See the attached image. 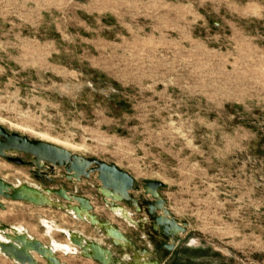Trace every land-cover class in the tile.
Returning a JSON list of instances; mask_svg holds the SVG:
<instances>
[{"label":"rangeland","instance_id":"1","mask_svg":"<svg viewBox=\"0 0 264 264\" xmlns=\"http://www.w3.org/2000/svg\"><path fill=\"white\" fill-rule=\"evenodd\" d=\"M0 125L116 164L146 200L145 181L163 182L171 216L187 223L166 239L153 227L177 242L164 264H264V0H0ZM33 169L0 156L9 182L83 193L149 244L105 206L96 174L71 182L61 167L46 181ZM2 200L0 224L63 262L87 261L68 254L67 229L111 245L59 208ZM0 264L16 263L0 253Z\"/></svg>","mask_w":264,"mask_h":264},{"label":"water","instance_id":"2","mask_svg":"<svg viewBox=\"0 0 264 264\" xmlns=\"http://www.w3.org/2000/svg\"><path fill=\"white\" fill-rule=\"evenodd\" d=\"M12 151L31 155L32 160L28 164L34 167L37 176L44 175L49 181L54 180L58 167L65 169V176L71 182H80L96 174L99 181L97 190L105 206L137 230H144L145 225L133 218L134 212L143 211V204H146V213L152 218L153 227L161 228L166 238H174L179 232L186 231L187 223L178 222L166 207L165 200L159 193L163 186L161 181H145L144 194L152 197V200H146L143 195L133 194L140 192L135 178L116 164L83 156L49 141L30 139L18 132H10L0 125V156L17 164L24 163L21 158L8 156ZM54 197L62 199L65 203L55 200ZM3 198L35 206L59 208L78 221L89 224L111 243L107 246L102 240L88 238L80 230L67 229V232L63 233L75 248L73 253L68 254L80 253L99 264H163L161 257L152 259L150 256L155 254L153 251L139 246L112 220L97 214L95 205L88 196L70 191L65 186L52 188L29 182L12 183L0 176V207L4 209ZM127 207H134V211L128 210ZM159 210L161 213L157 214ZM144 220L148 222V218ZM0 234L3 235L0 237V253L17 264H39L37 255L47 264H68L61 260L52 244H45L26 230L21 231L14 225L0 224ZM176 246L175 239L166 244L168 249H174ZM113 248L121 251L120 256H116ZM127 256L131 260L126 261Z\"/></svg>","mask_w":264,"mask_h":264},{"label":"flooded vegetation","instance_id":"3","mask_svg":"<svg viewBox=\"0 0 264 264\" xmlns=\"http://www.w3.org/2000/svg\"><path fill=\"white\" fill-rule=\"evenodd\" d=\"M8 156H11V157H17V158H21V159H23V161H24V163H22L21 165H29L28 164V162H30L31 160H32V156L31 155H29V154H26V153H22V152H17V151H12V152H9L8 153ZM30 166V165H29ZM59 168H61V167H58L57 169H59ZM33 173H34V175L36 176V177H38V178H40V180H46V181H49L47 178H46V176H44V175H41V176H37L36 174H35V170L33 169ZM94 203V202H93ZM136 217V218H135ZM133 218H135V219H138V222H141L142 224H144L145 225V227H144V230H145V232L143 233V235H142V238L143 239H147V241H149V244L145 247V248H147V249H149V250H151V251H153L155 254L154 255H151L150 257L152 258V259H155V258H159V257H161L162 259H163V264H164V254H166V253H168L170 250H172V249H168L167 247H166V244L168 243V242H166V241H163V242H161V241H159L158 240V233H156V231L153 229V226L152 227H149V228H146L147 226L146 225H148V222L146 223V222H144L145 220V217H144V212L143 211H141V212H138V213H135L134 212V215H133ZM109 219V218H108ZM115 224V223H114ZM115 225H117V224H115ZM129 225V224H128ZM150 225V224H149ZM118 226V225H117ZM130 227H132V228H134L133 226H131L130 225ZM121 228V227H120ZM122 229V228H121ZM135 230H136V228H134ZM143 230V231H144ZM125 232V231H124ZM135 232V231H134ZM126 233V232H125ZM136 233V235L138 234V233H141V230H140V232H135ZM161 235L166 239V237L164 236V233L162 232L161 233ZM142 247H144V246H142ZM118 250V249H117ZM120 251V250H119ZM121 252V251H120ZM157 253H161V254H159V255H157ZM129 254H131V255H133L131 252H129ZM129 260H131V259H129L128 258V256L126 257V261H129ZM17 264V263H16Z\"/></svg>","mask_w":264,"mask_h":264},{"label":"crops","instance_id":"4","mask_svg":"<svg viewBox=\"0 0 264 264\" xmlns=\"http://www.w3.org/2000/svg\"><path fill=\"white\" fill-rule=\"evenodd\" d=\"M81 194H83V193H81ZM111 220V219H110ZM54 222V221H53ZM56 223V222H55ZM62 227V226H61ZM64 228V227H63ZM82 231V230H81ZM62 232V231H61ZM83 232V231H82ZM84 233V232H83ZM88 238H93L92 236H90V235H88V234H86V233H84ZM78 254H80V253H76V255H78ZM81 255V254H80ZM85 260H87L86 261V264H88L87 262H89V261H93L92 259H88V258H86V257H84V256H82ZM95 262V261H94ZM97 263V262H96Z\"/></svg>","mask_w":264,"mask_h":264},{"label":"bare ground","instance_id":"5","mask_svg":"<svg viewBox=\"0 0 264 264\" xmlns=\"http://www.w3.org/2000/svg\"><path fill=\"white\" fill-rule=\"evenodd\" d=\"M44 137H45V136H44ZM43 140H46V141H49V142H55V141H53L54 139H53V140H51V139H45V138H44ZM55 140H57V139H55ZM68 145H69V144H67V145H62V146H64V147H66V148H70V149H71V147H69L70 145H69V146H68ZM40 207H41V206H40ZM55 231H56V230H55ZM53 232H54V231H53ZM72 246H73V245H72ZM56 253H57V252H56ZM38 256H39V255H38ZM39 257H40V256H39ZM38 260H39V259H38ZM62 261H63V260H62ZM64 261H65V260H64Z\"/></svg>","mask_w":264,"mask_h":264}]
</instances>
